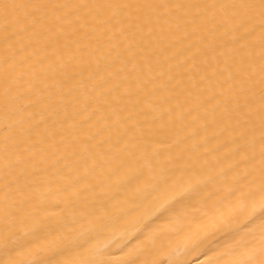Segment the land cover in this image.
<instances>
[{
    "label": "bare ground",
    "instance_id": "obj_1",
    "mask_svg": "<svg viewBox=\"0 0 264 264\" xmlns=\"http://www.w3.org/2000/svg\"><path fill=\"white\" fill-rule=\"evenodd\" d=\"M22 2L0 0V5ZM173 2L203 6L220 0ZM97 11L80 10V17L88 16L89 27L81 28L83 21L77 23L73 9L67 8L59 13L68 17L67 22L48 19L24 30L22 24L12 25L25 10H11L6 33L0 9V206L5 191L2 141L5 125L12 124L19 144L14 157L18 166L8 170L15 173L13 181L19 177L13 198L30 212L46 209L49 215L60 210L57 204L62 209L72 199L77 218L103 216L108 228L94 243L103 259L121 264L128 258L125 245L137 246L136 237L141 230L147 234L144 225L155 219L154 206H139V199L133 203L125 181L131 173L125 165L143 167L148 178L167 168L175 171L177 180L192 168L198 173L194 179H209V189L221 194L237 187L246 175L249 180L259 177V116L239 110L236 99L243 105L246 98L237 96L238 85L230 94H221L223 77L218 74L241 57L255 61L258 69L259 18L249 23L243 13L232 19L233 13L223 9L191 7L172 10L155 21L150 34H105L103 28L95 30L106 19L103 13L96 19ZM130 11L134 16L135 9ZM246 28L255 31L248 35ZM65 70L76 73L70 101L60 99L59 74ZM6 72L12 75L13 97H23L10 106L15 113L11 120L5 119ZM259 95L257 87L255 107ZM132 209L136 210L126 216ZM3 224L0 217V227ZM80 230L78 226L73 235ZM171 251L189 264L207 259L198 251L185 256L179 237L173 238ZM137 258L150 264L164 257L141 247Z\"/></svg>",
    "mask_w": 264,
    "mask_h": 264
},
{
    "label": "snow or ice",
    "instance_id": "obj_2",
    "mask_svg": "<svg viewBox=\"0 0 264 264\" xmlns=\"http://www.w3.org/2000/svg\"><path fill=\"white\" fill-rule=\"evenodd\" d=\"M191 7L219 8L225 12L243 13L251 23L259 18L260 52L258 69L255 61H247L241 57L239 61L226 64L219 76L221 94H230L237 87V96L242 93L246 98L243 105L239 98L236 104L241 112L250 115L255 112L260 119V169L259 177L249 180L246 175L238 181L237 187L224 194L209 189V179H194L198 175L192 168L181 172L179 180L174 179L175 171L167 168L148 178L143 167L130 169L131 174L125 175V181L133 193V203L139 199V206L150 204L153 207L155 219L144 225L148 230H141L136 237L137 246L125 245L128 257L121 264H149L139 260L141 247L163 259H153L150 264H189L171 251L174 237L182 239L184 255L193 251L202 252L207 258L202 264H264V0H231V2H216L212 4H185L173 0H97L95 4L58 3L55 0H25L22 3H4L0 5L5 21V32L9 30L11 10H25V16L17 18L12 26L23 25L24 30L34 29L37 24L46 23L48 19L60 22L68 21L65 15H59L64 9L72 8V15L77 16L81 28L89 27L88 16L80 17L81 9H95L96 19L106 14V19L100 20L95 30L103 28L107 31H128L133 35L151 33L155 21L162 20L172 10H182ZM135 9L133 16L130 10ZM44 13L41 16V13ZM49 13L51 14L49 16ZM91 15V12H89ZM127 25V28L124 26ZM63 31V29H61ZM255 31L246 28L248 35ZM10 38L6 36V39ZM85 71L87 69H84ZM60 99L70 101L72 98V83L76 73L71 70L62 71ZM56 77L54 76L53 79ZM12 75H4L5 119L11 120L15 115L11 105L22 96L13 97L10 81ZM259 88L258 107L254 99V89ZM215 98V97H214ZM231 100V96L229 95ZM19 144L14 134V125H5V135L2 141L4 153V199L0 206V217L4 224L0 227V264H113L103 259V253L97 250L94 243L108 228L103 216H79L75 211V200L64 202L65 207L54 215H49L45 209L30 212L20 202L13 198L15 191L10 168L18 166L17 149ZM156 154L153 153V158ZM179 170V169H177ZM151 171V167H150ZM184 176H188L185 181ZM77 195V193H73ZM136 209L125 212L131 216ZM244 219L241 222L240 217ZM163 221V225L157 224ZM87 224L85 229L83 226ZM182 225L174 227V225ZM156 225V227H153ZM195 225V228L193 227ZM78 226L80 229L77 235ZM143 236V240H141ZM222 241V242H221ZM216 246L213 247L212 245ZM179 247V245L177 246ZM125 249L122 248L121 252ZM211 253V255H209Z\"/></svg>",
    "mask_w": 264,
    "mask_h": 264
}]
</instances>
